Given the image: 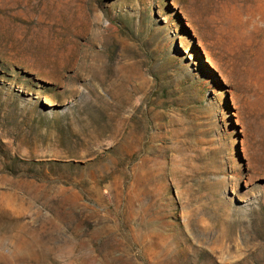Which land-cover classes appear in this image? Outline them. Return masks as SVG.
<instances>
[{"label": "rangeland", "instance_id": "1", "mask_svg": "<svg viewBox=\"0 0 264 264\" xmlns=\"http://www.w3.org/2000/svg\"><path fill=\"white\" fill-rule=\"evenodd\" d=\"M0 264H264V0H0Z\"/></svg>", "mask_w": 264, "mask_h": 264}]
</instances>
